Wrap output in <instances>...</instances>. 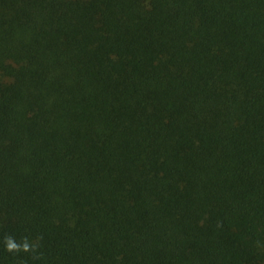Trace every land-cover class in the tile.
Segmentation results:
<instances>
[{"label": "trees", "instance_id": "16d2710c", "mask_svg": "<svg viewBox=\"0 0 264 264\" xmlns=\"http://www.w3.org/2000/svg\"><path fill=\"white\" fill-rule=\"evenodd\" d=\"M0 264H264V0H0Z\"/></svg>", "mask_w": 264, "mask_h": 264}]
</instances>
